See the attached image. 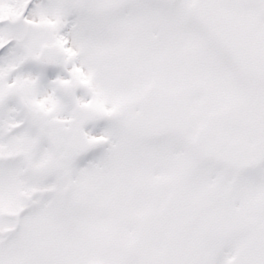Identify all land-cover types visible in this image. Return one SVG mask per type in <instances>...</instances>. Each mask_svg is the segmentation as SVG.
<instances>
[{
	"label": "snow or ice",
	"instance_id": "1",
	"mask_svg": "<svg viewBox=\"0 0 264 264\" xmlns=\"http://www.w3.org/2000/svg\"><path fill=\"white\" fill-rule=\"evenodd\" d=\"M0 264H264V0H0Z\"/></svg>",
	"mask_w": 264,
	"mask_h": 264
}]
</instances>
